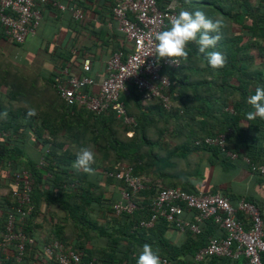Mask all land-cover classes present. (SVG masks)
<instances>
[{
    "label": "trees",
    "instance_id": "16d2710c",
    "mask_svg": "<svg viewBox=\"0 0 264 264\" xmlns=\"http://www.w3.org/2000/svg\"><path fill=\"white\" fill-rule=\"evenodd\" d=\"M171 1L157 0V3L164 8ZM177 1L178 13L201 10L208 18L222 21L219 33L222 38L208 51L223 53L226 64L213 69L206 55L199 52L198 45L190 42L188 60H182L177 69L165 70L173 81L166 91L173 100L170 109L158 99L148 101L134 85L129 87L130 95L122 98L128 114L136 121L132 136L127 133L131 127L125 126L115 111L97 114L81 106L67 105L55 86L54 89L40 87L39 77L15 79L0 58V114L7 112V118L0 115V182L4 172L7 176L10 174L12 180L15 171L32 172L33 211L25 222V229L30 233L36 227L42 203L53 202L66 212L63 217L46 219L52 224L50 237L45 240L36 237L35 249L28 250L22 262L17 261L12 250L8 258L0 253V264H57L42 250L44 244L54 239L73 244L84 264L92 259L96 264H136L145 243L152 245L160 259L187 264L220 227L213 218L204 219L199 234L190 230L182 232L185 240L178 243L166 234L170 230L181 231L166 218L159 219L151 228L138 226L141 220L150 218L156 196L163 189L180 186L192 193H217L196 185L195 178L202 175V168L189 166L192 154L197 163L206 162L209 167H228L244 155L254 164H264V119L257 117L249 121L246 118V113L254 110L247 103L248 98L257 86L264 85V0ZM64 2L69 9L70 6L79 8L83 19L95 16L98 7L111 9L115 3L114 0ZM47 7L57 8L52 3L46 4L44 10ZM107 20L116 27L112 10ZM0 26V45L2 41L23 44L6 33L1 21ZM169 26L170 22L165 29ZM105 32L110 33L109 27ZM121 48L122 44L117 47ZM47 82L54 85L53 75ZM30 109H35L37 114L28 117ZM84 114L87 116L83 117ZM219 133H227V147L237 152L238 158L226 156L215 145L196 144L201 137ZM168 136L173 143L167 142ZM29 139L45 148L41 149L39 158L27 153ZM74 143L78 145L75 150ZM81 147L96 148L102 156L101 166L98 167L97 162L92 165L95 175L72 167ZM183 161L188 163L185 169ZM248 165L251 172L264 177V172L253 171ZM128 167H132L136 175L154 177L135 197L138 208L132 214L116 216L113 205L126 184L110 173ZM12 180L6 194H0L2 227L15 202ZM109 189L113 191L109 193ZM199 214L185 206V218L195 221ZM98 216L101 220H96ZM238 217L249 222L244 213H239ZM262 258L264 260V253ZM202 264H244V261L212 256Z\"/></svg>",
    "mask_w": 264,
    "mask_h": 264
},
{
    "label": "built area",
    "instance_id": "2783aa9c",
    "mask_svg": "<svg viewBox=\"0 0 264 264\" xmlns=\"http://www.w3.org/2000/svg\"><path fill=\"white\" fill-rule=\"evenodd\" d=\"M114 1L112 14L126 42L122 45L123 48L113 51L107 60V75L99 83V89H94L97 84L94 77L72 73L69 67L55 73L54 86L67 105L81 106L97 114L115 111L124 125L131 127L127 133L132 136V127L136 121L128 114L122 98L124 94L130 95L131 85L142 92L144 98L158 99L167 109L173 106L172 97L166 92L173 81L165 70L179 68L182 60L178 65L172 64L167 58L158 60L155 36L178 14L180 4L173 0L160 8L157 0ZM48 3L60 10L68 9L60 0H0V21L6 28V33L17 43H24L30 35L36 33L43 19L44 7ZM71 10L75 19L83 18L79 8ZM82 68L91 69L90 58L84 59ZM202 143L219 147L226 156L239 157L237 152L227 147V133L201 137L196 141V144ZM242 158L251 165L253 171L259 169L264 172V164H254L247 155ZM110 175L126 184L120 191V198L113 205L114 215L132 214L138 208L135 197L146 188L147 179L136 175L132 167ZM12 181L15 202L6 216L5 225H0V253L8 258L14 250L17 261L22 262L28 250L35 249L37 243L36 236L25 229V222L33 211L34 177L31 171L23 169L14 172ZM185 206L199 211L195 221L183 216ZM151 210L150 218L140 221V226L150 228L159 219L166 218L181 232L190 230L199 234L204 219L213 218L225 231L223 237L210 236L208 243L187 264H201L210 256L234 260L244 258V264H264V218L259 206L253 201L242 197L235 206L230 197L221 192L198 194L187 192L182 187H169L156 196ZM239 213L245 214L249 224L238 217ZM42 250L57 264H84L75 246L59 239L44 244ZM161 262L173 264L168 258H162ZM88 264H96V260L92 259Z\"/></svg>",
    "mask_w": 264,
    "mask_h": 264
},
{
    "label": "crops",
    "instance_id": "0c3cea01",
    "mask_svg": "<svg viewBox=\"0 0 264 264\" xmlns=\"http://www.w3.org/2000/svg\"><path fill=\"white\" fill-rule=\"evenodd\" d=\"M64 2V0H62ZM66 3V2H64ZM97 5V4H96ZM70 8H72L70 6ZM98 12L93 17L85 19H75L71 9L59 10L57 8L47 7L43 12V19L36 30V33L30 35L23 44H12L9 42H1L0 58L7 64V70L20 81L24 78L39 77L38 85L42 88H53L47 78L54 77L60 69L69 67L70 72L79 75H89L97 81L94 89H99V83L106 77V64L112 52L121 44H125L123 33H121L117 25L116 27L108 22L107 18L111 13V9L107 6L98 7ZM108 22V24H107ZM109 27L110 33L105 30ZM2 28L0 26V33ZM112 35V36H111ZM85 58L91 59V69L84 70L82 63ZM50 84L49 85H47ZM132 87V85L130 86ZM131 91V90H130ZM125 96H128L124 94ZM123 95V96H124ZM149 101V99H147ZM60 102V99L57 100ZM87 115L84 114L83 117ZM67 120V119H66ZM83 121V119L81 120ZM91 122V119L88 123ZM62 126V125H61ZM64 133V130L61 131ZM51 134V133H49ZM51 136V135H50ZM167 142H172L171 137H167ZM175 144V142H174ZM73 149H77L76 143L72 144ZM45 148L29 139L26 145V151L39 158L40 152ZM47 149V148H46ZM50 150V148H48ZM96 154L97 166H101L102 156L98 149L92 148ZM189 166L195 160L189 157ZM188 163L183 161L182 166ZM188 166V167H189ZM223 172H233L235 175L231 179H221L210 186L208 190L221 192L231 198L233 205L237 206L241 197L248 200L253 199L261 207V213L264 218V177L258 176L250 171L248 163L243 158H238L234 164L223 167ZM1 174V173H0ZM10 174L8 176L2 173L0 182V194H6ZM154 177L145 176L147 181ZM181 187V186H180ZM217 188H220L217 190ZM217 190V191H216ZM113 191L109 189V193ZM110 195V194H107ZM238 196V198H237ZM120 198V194H119ZM118 198V199H119ZM250 198V199H249ZM254 201V202H255ZM66 214L58 205L53 202L42 203L39 214L36 216L33 234L37 239H48L51 233L52 224L46 219L52 220L55 217H63ZM242 214V213H241ZM249 221V220H248ZM247 224L249 222H246ZM71 229V228H70ZM70 230L67 233L70 234ZM172 231L170 235H166L175 242L181 243L185 240L182 232ZM216 235H223V231L218 229Z\"/></svg>",
    "mask_w": 264,
    "mask_h": 264
},
{
    "label": "clouds",
    "instance_id": "9594fccd",
    "mask_svg": "<svg viewBox=\"0 0 264 264\" xmlns=\"http://www.w3.org/2000/svg\"><path fill=\"white\" fill-rule=\"evenodd\" d=\"M221 27V20L208 18L201 10H195L194 12L181 10L170 20V26L168 28L156 34V57L158 60L167 58L172 64L178 65L180 60H188L189 51L187 46L190 42H195L198 45L199 52L206 55L207 62L213 69L222 68L225 66L227 60L224 54L219 51H208L209 49L215 48L217 43L221 40L222 37L219 34ZM213 33H215V35H213ZM247 103L254 109L246 113L247 120L253 121L257 119V117L264 119V85H259L255 88L254 94L248 98ZM36 114L35 109H30L27 112L28 117L35 116ZM0 115H2L3 118H7V112ZM95 162L96 154L94 151L89 147H81L76 153V159L72 167L78 172L83 171L86 174L95 175L96 170L92 167ZM138 226L140 225L138 224ZM222 231L223 235L221 236L223 237L225 231ZM239 260L245 261L244 258ZM136 264H161V259L159 255L154 252L152 245L145 243L142 251L137 257Z\"/></svg>",
    "mask_w": 264,
    "mask_h": 264
},
{
    "label": "rangeland",
    "instance_id": "374dc122",
    "mask_svg": "<svg viewBox=\"0 0 264 264\" xmlns=\"http://www.w3.org/2000/svg\"><path fill=\"white\" fill-rule=\"evenodd\" d=\"M194 155L195 154L191 155L193 160L195 158ZM191 167H197L199 169L202 168V175L200 177L195 178V183L198 187L202 188L203 190H208V186L220 179H231L235 175L233 172H223L222 165H218L216 167H209L206 162L202 163L201 165V163H197L195 161L192 163ZM96 220H101V217H96ZM171 232L172 231H169L166 235H170Z\"/></svg>",
    "mask_w": 264,
    "mask_h": 264
}]
</instances>
